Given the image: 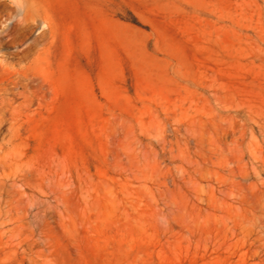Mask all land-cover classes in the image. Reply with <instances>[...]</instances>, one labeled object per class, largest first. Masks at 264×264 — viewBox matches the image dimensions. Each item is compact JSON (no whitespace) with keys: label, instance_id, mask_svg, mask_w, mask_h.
Here are the masks:
<instances>
[{"label":"rangeland","instance_id":"obj_1","mask_svg":"<svg viewBox=\"0 0 264 264\" xmlns=\"http://www.w3.org/2000/svg\"><path fill=\"white\" fill-rule=\"evenodd\" d=\"M0 6V264H264V0Z\"/></svg>","mask_w":264,"mask_h":264},{"label":"bare ground","instance_id":"obj_2","mask_svg":"<svg viewBox=\"0 0 264 264\" xmlns=\"http://www.w3.org/2000/svg\"><path fill=\"white\" fill-rule=\"evenodd\" d=\"M11 3H13V4H16L17 6H21V0H9ZM1 7V6H0ZM4 8V7H3ZM1 10H3V9H1ZM8 15H9V13H8ZM6 17V16H5ZM1 19V18H0ZM12 23V22H11ZM19 24L18 23H12L11 25H9L8 27H7V35L8 34H10L14 29H16V27L18 26ZM6 36V35H5ZM25 37V36H24ZM2 39H3V37H0V41H2ZM15 39L16 38H14V37H9V38H6V40H4L5 42H9V41H15ZM34 39V38H33ZM36 40H37V38H36ZM19 41V40H18ZM36 42V41H35ZM34 42V43H35ZM33 43V44H34ZM6 44V43H5ZM31 46V45H30ZM29 46V47H30ZM30 55V54H29ZM27 59V58H26ZM21 60V59H20ZM24 63V62H23ZM25 75H22V79L24 80L25 79ZM5 82V81H4ZM10 82V81H9ZM15 82V81H14ZM18 82V84H19V81H17ZM37 83V82H36ZM11 85V84H10ZM16 85V84H15ZM18 86V85H17ZM7 87V86H6ZM11 87V86H10ZM12 88V87H11ZM15 88V87H14ZM47 88V87H46ZM7 89H9V88H7ZM8 95V94H7ZM42 95H43V93H42ZM42 95H40V96H42ZM19 98V97H18ZM21 98V97H20ZM11 106V105H10ZM9 107V106H8ZM8 114V113H7ZM11 115V114H10ZM13 115V114H12ZM15 115V114H14ZM17 115H21V114H17ZM13 118H15L14 116H13ZM12 118V119H13ZM16 120V119H15ZM18 121V120H17ZM20 121V120H19ZM19 121H18V123H19ZM9 123V122H8ZM20 124V123H19ZM13 125V124H12ZM11 125V126H12ZM18 125V124H17ZM29 235V234H28ZM34 235V234H33ZM31 236V235H30ZM26 244V242L24 243V245ZM29 244V243H28ZM33 244V243H32ZM23 246V245H22ZM28 247V246H27ZM29 247H30V245H29ZM24 248H26V247H24ZM33 249V248H32ZM28 250V249H27ZM29 251V250H28ZM30 255V254H29ZM31 259V258H30Z\"/></svg>","mask_w":264,"mask_h":264}]
</instances>
